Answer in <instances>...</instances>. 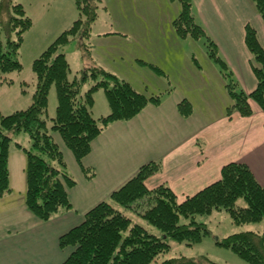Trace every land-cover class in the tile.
<instances>
[{
    "label": "trees",
    "instance_id": "1",
    "mask_svg": "<svg viewBox=\"0 0 264 264\" xmlns=\"http://www.w3.org/2000/svg\"><path fill=\"white\" fill-rule=\"evenodd\" d=\"M251 1L264 23V0ZM74 2L81 18L74 21L32 62L31 70L36 79L32 104L9 115L0 114V197L10 192L9 143L14 135L24 132L29 138V147L22 148L26 157L24 206L41 222L48 221L60 210L71 208L66 190L76 184L66 170L63 153L50 132L58 134L77 163L81 164L90 152L92 141L111 123L128 121L148 104L159 103V96L147 97L134 90L128 82L99 68H86L79 79L69 78L70 66L62 47L68 43L69 37H74L85 52L88 45H82V40L88 35L95 18V7L91 0ZM178 2L181 10L172 21V29L180 39L205 40L207 55L219 66L225 80L224 88L231 101L226 107V116L231 117L235 112L241 117H249L253 114V104L264 113V49L255 28L245 26L244 43L252 56L251 68L256 79L254 90L247 94L234 82L232 72L218 55L215 43L195 21L191 0ZM82 17H85L84 20ZM31 26L32 21L21 4L13 0H0V83L5 81V74L22 69L18 52L24 34ZM192 60L197 62L195 58ZM141 63L155 73H161L158 67ZM88 78L94 84L82 92ZM7 84L11 82L8 80ZM52 85L56 107L48 127L44 114ZM99 89L105 93L109 113L94 118L91 112L92 95ZM177 108L183 117L192 113V107L186 100L181 101ZM159 170L160 165L156 162L142 165L135 175L110 194L113 204L99 202L84 214L78 225L61 235L58 247L69 249L68 256L61 264H150L169 252V238L187 246L200 243L209 233L202 218L214 211L226 212L235 225L264 223V185L256 180L246 164H225L217 181L182 200L167 186L147 187L146 181ZM144 197L155 204L141 217L147 225L158 230L162 238L140 225L130 224V219L114 206L128 207ZM238 199L243 201V206L238 205ZM216 244L248 264H264V227L262 233H235L217 240ZM203 260L210 262L206 258ZM160 264L203 263L180 256L166 259Z\"/></svg>",
    "mask_w": 264,
    "mask_h": 264
},
{
    "label": "crops",
    "instance_id": "2",
    "mask_svg": "<svg viewBox=\"0 0 264 264\" xmlns=\"http://www.w3.org/2000/svg\"><path fill=\"white\" fill-rule=\"evenodd\" d=\"M191 4L195 21L215 43L220 58L229 67L239 87L247 94L252 92L256 86V79L251 68L252 56L244 43L246 25L255 28L260 45L264 49L263 22L252 1L191 0ZM155 24L151 20L148 26L139 27L137 35L128 33L126 37L131 38L139 47L146 44L159 46L161 42L162 49L168 52V58L175 60L178 54L172 53L171 50L172 47H177L174 45L176 39L172 37L171 40L159 35L158 31L153 30L158 28L159 23ZM259 24L263 31L261 37L257 30ZM189 55L193 62L194 54ZM134 61L136 66L141 67L140 70L148 68L141 62L152 64L161 70L159 74L148 68L149 72L141 71L135 76L144 90L149 91L148 96L144 95L159 96V103L148 104L138 115L126 122L111 123L97 137L98 140L107 132L111 133L107 135L110 143H113L115 136L122 139L126 146L120 149L127 152L129 165L132 167H135L137 162L141 166L150 162L158 163L159 172L150 177L146 185L151 188L158 185L167 186L179 200L217 181L221 168L229 162L246 164L256 180L264 185V113L255 104L253 114L249 117H241L235 112L231 117H227L226 107L229 103L225 106V102L218 103L214 98L209 99L208 96L213 95L210 91L214 88L213 80L207 78L209 77L207 70L202 69L197 62H193L197 71L192 67L185 69L190 73L196 71L198 76L200 72L201 77L196 82H200L201 85L185 96L177 97L173 95L176 86L174 79L165 72L162 64L137 57ZM186 86L189 90L195 85L189 83ZM161 93H165L164 98H160ZM183 100L188 101L192 107V113L188 117H183L178 112L177 106ZM117 129H120V135H112ZM96 139L91 143L89 154L83 158L85 167L83 163L81 167L78 166L80 172L83 168L90 171L88 175L91 177L90 182L96 178L97 173L87 158L93 153V142ZM133 141L137 143L133 144ZM143 144L146 149L142 151L136 149ZM105 146V150L115 149ZM99 159L100 157L97 160ZM104 161L112 163L113 160ZM25 165L24 163L21 165L19 172L21 181L16 183L13 182L9 167L10 192L0 197V264H61L68 256L69 249H60L58 238L78 225L88 210L105 200L91 202L89 197L83 196L78 204L73 202L74 198L71 200L74 190L72 187L71 191H68L71 208L60 210L48 221L41 222L24 206ZM73 170L76 171L74 163ZM130 178L131 175L126 174L118 179L106 195L110 197L113 191ZM20 183L22 188L18 187Z\"/></svg>",
    "mask_w": 264,
    "mask_h": 264
},
{
    "label": "rangeland",
    "instance_id": "3",
    "mask_svg": "<svg viewBox=\"0 0 264 264\" xmlns=\"http://www.w3.org/2000/svg\"><path fill=\"white\" fill-rule=\"evenodd\" d=\"M13 2L23 6L26 15L32 21V26L24 34L23 42L18 52V60L22 69L19 72L15 71L5 74L3 76L5 81L0 83V114L4 116L12 114L15 111L24 110L32 104L36 87V79L31 70L33 60L63 31L68 29L74 21L81 18L74 0H13ZM91 4L95 7V18L88 31V35L82 40V45H88L86 51L84 52L83 48H80L81 43L74 37H69L68 43L62 47V51H64L66 60L70 66V79L73 77L79 79L83 70L86 68H99L128 82L137 92L147 95L149 91L144 90V87L139 84L140 81L135 76L141 71L147 73L149 70L148 68L140 70L141 67L135 65L134 58L137 57L149 62H159V65L162 64L165 72L170 74L171 79H174L176 86L173 90L175 91L173 95L181 97L201 85L200 82H196L201 77V73L198 72L199 76L196 74L197 67L194 65V61H191V55H189V53H193L197 64L202 69L207 70L209 75L207 78L213 80L212 85L214 88L210 89L213 95H209V99L214 98L218 103L225 102V106L231 103L224 88L225 80L220 74L219 66L207 55L205 40H181L173 31L171 21L176 18L181 10L178 0H91ZM84 18L82 17L83 20ZM151 20L156 23L155 25L159 23L158 28L153 29L158 31L159 35L166 36L167 39L171 40L172 37L176 39L174 45H177V47H172L171 50L172 53L178 54L175 60L168 58V52L162 49L163 44L161 42L159 46L156 44H146L139 47L136 42L131 41V38L126 37L128 33L137 35L139 33V27L148 26L147 24ZM262 25L264 27L263 23ZM259 26L260 24L257 30L259 37H261L263 31ZM108 33L110 35H107ZM185 67L195 68L196 71L190 73ZM194 75L196 76L193 79ZM139 77H141L140 74ZM8 80L11 84H7ZM233 80L237 82L234 76ZM189 83H193L195 86H191L192 88L190 87L187 90L186 85ZM92 84H94V81L88 78L83 84L82 92L87 90ZM164 97L165 93H161L160 98ZM92 98L91 111L93 117L98 118L99 116L107 115L109 113V107L104 91L102 89L97 90L93 93ZM55 107L56 95L52 85L49 89L48 103L46 113L44 114L48 127L51 124L50 119L55 114ZM50 133L62 151L65 163L68 164L66 165V170L69 174H73L70 175L73 176L72 178L76 182L71 195V200L74 198L73 202L78 203L83 196H87L91 199V202H99L104 199L108 203L113 204L111 199L106 195L108 190L114 186L118 179L126 176V174L132 177L141 166L140 164L138 165V162L135 167L129 165L130 160L127 157V152L120 149L126 146L124 141L118 136H115L113 143H110L107 135H111V133L107 132L100 140L97 138L93 142V153L90 158H87V161L93 166L94 171L96 169L95 172L97 173L96 178L90 182L91 177H88L90 171L83 168L80 172L78 167H81L82 163L84 165L83 159L81 164L77 163L73 154L65 147L58 134ZM120 133V129H117L112 135H120ZM136 143L137 141H133V144ZM150 143L154 144L153 141H150ZM105 145L115 149L105 150ZM28 147L29 138L24 132L14 135L9 143L8 165L10 163L9 167L12 171L14 183L21 181V177H19L20 167L23 163L26 164V157L22 148ZM136 149L139 151L146 149L145 144ZM98 157H100L99 160H97ZM104 160L113 161L110 163ZM73 163L76 165V171L78 173L73 170ZM130 167L131 169L129 170ZM87 178L89 180H86ZM18 187L22 188V183L18 184ZM69 190L70 188L66 190L67 196ZM81 203L84 204L82 201ZM237 203L243 206L241 199H238ZM154 204L152 200L144 197L131 203L128 207L114 206L130 219V224L140 225L149 232L162 238V234L155 228L147 225L141 217ZM202 221L206 224L209 233L202 238L200 243L187 246L185 243L177 242L169 238L167 240L170 245L169 252L160 255L150 264H160L166 259L180 256L200 260L203 264H248L239 259L230 250L217 245L216 242L231 234L245 231L262 233L264 227L263 221L235 225L224 211H214L210 216L203 217ZM204 258L210 262L203 260Z\"/></svg>",
    "mask_w": 264,
    "mask_h": 264
}]
</instances>
